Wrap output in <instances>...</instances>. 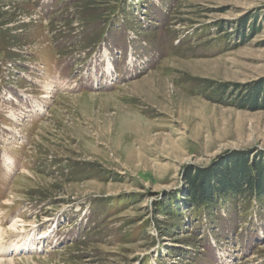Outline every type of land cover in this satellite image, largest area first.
<instances>
[{"label": "rangeland", "instance_id": "rangeland-1", "mask_svg": "<svg viewBox=\"0 0 264 264\" xmlns=\"http://www.w3.org/2000/svg\"><path fill=\"white\" fill-rule=\"evenodd\" d=\"M240 154L264 163V0H0V229L27 248L0 260L264 264L256 187L187 201Z\"/></svg>", "mask_w": 264, "mask_h": 264}, {"label": "trees", "instance_id": "trees-1", "mask_svg": "<svg viewBox=\"0 0 264 264\" xmlns=\"http://www.w3.org/2000/svg\"><path fill=\"white\" fill-rule=\"evenodd\" d=\"M249 160L246 155H236L230 158L222 165L206 173H198L192 176L188 174L189 193L187 201L193 207L198 208L213 202L215 193L220 196L228 194H242L244 185L249 188H255L260 195L264 194V163L257 168V166L249 165ZM260 169V170H259ZM258 172L256 178H252L251 171ZM216 184H211L213 181Z\"/></svg>", "mask_w": 264, "mask_h": 264}, {"label": "bare ground", "instance_id": "bare-ground-1", "mask_svg": "<svg viewBox=\"0 0 264 264\" xmlns=\"http://www.w3.org/2000/svg\"><path fill=\"white\" fill-rule=\"evenodd\" d=\"M112 64H109V68H111L112 66H111ZM19 226L20 225H18V223L17 222H13V224H12V226H11V228L15 231V230H18V228H19ZM21 233V232H20ZM7 233H5V231L4 230H2V229H0V254H6V253H9V254H12V253H15V255H16V253L18 254H21V253H23L25 250H27V248H26V245L25 246H23V245H18V243L17 244H11L10 245V247L7 249H5L4 248V246L2 245V242H3V240H4V236L6 235ZM44 238V237H43ZM42 238V239H43ZM29 249V248H28ZM30 250V249H29ZM28 250V251H29ZM39 252V251H38ZM0 264H16V262H15V260H13L12 258H10V259H7L6 261H4V260H0Z\"/></svg>", "mask_w": 264, "mask_h": 264}]
</instances>
